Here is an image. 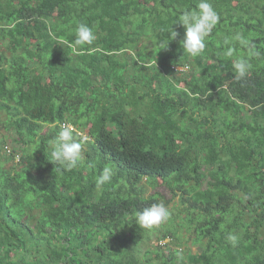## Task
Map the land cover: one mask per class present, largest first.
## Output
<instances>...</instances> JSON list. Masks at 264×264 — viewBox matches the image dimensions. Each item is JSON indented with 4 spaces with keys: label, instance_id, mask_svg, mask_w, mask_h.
<instances>
[{
    "label": "trees",
    "instance_id": "1",
    "mask_svg": "<svg viewBox=\"0 0 264 264\" xmlns=\"http://www.w3.org/2000/svg\"><path fill=\"white\" fill-rule=\"evenodd\" d=\"M198 2L0 0V264H264V0H209L220 20L191 56L175 23ZM67 123L87 138L71 170L51 157ZM177 197L152 239L133 213Z\"/></svg>",
    "mask_w": 264,
    "mask_h": 264
},
{
    "label": "clouds",
    "instance_id": "2",
    "mask_svg": "<svg viewBox=\"0 0 264 264\" xmlns=\"http://www.w3.org/2000/svg\"><path fill=\"white\" fill-rule=\"evenodd\" d=\"M219 20L220 16L214 10L209 0H199L197 10L184 11L175 23L185 29L184 37L180 41V46L183 49V52H186L191 56L199 55L205 49L206 38L211 34L213 28L217 25ZM169 33L170 35L167 38H162L160 40L161 49L166 50L170 41L175 40L179 35V33L175 30H171ZM75 37L74 43L78 46L91 44L96 38L92 29L83 23L77 26ZM233 40L238 41L242 46L248 47L249 56L258 55V53L253 50L254 45H250V42L241 33H236L233 36ZM227 55H232L231 48H229ZM233 67L235 69L236 78L242 79L248 74L251 64L248 59L238 58L235 60ZM60 128L61 130L59 131L58 136L53 142H51L52 161L71 170L72 168L77 167L83 158L82 144L79 142L77 137H82L84 139L87 138L84 136L83 132L77 131L75 126L71 123L62 124ZM1 132L2 130L0 133ZM7 145L3 148L5 151V147ZM113 176L114 171L112 167L105 166L96 179L97 188L111 182ZM133 215L139 226L152 228L165 222L170 213L165 204L161 202L154 203L151 206L144 208L142 211H135ZM227 239L235 246L238 243L239 237L236 234L230 233Z\"/></svg>",
    "mask_w": 264,
    "mask_h": 264
},
{
    "label": "rangeland",
    "instance_id": "3",
    "mask_svg": "<svg viewBox=\"0 0 264 264\" xmlns=\"http://www.w3.org/2000/svg\"><path fill=\"white\" fill-rule=\"evenodd\" d=\"M0 117L3 118L4 116H0ZM2 136L3 135L0 133V138ZM11 164H13V163L11 162V163H8L7 165L9 166ZM157 190L162 191L166 195V197H168V198L171 196L168 192H166L165 188L159 187V188H157ZM155 191L156 190L153 187H151V186H149L148 189H147V193L148 194H151V193H153ZM177 201L179 202V197L175 198V200L173 202H171L169 204V206L167 207L168 210H169V213H170L169 218L173 220L172 225L173 224L174 225L179 224V222H180V220H178L177 218H175L176 217V214H177V210L176 209H177V207L179 205V204L176 203ZM168 220L169 219H167V221H165L164 224L167 223L168 225H170ZM160 228H161V224L158 225V226H154V228H152V231H151L152 239L158 237V234L161 231ZM180 232L181 233L183 232L184 235L187 237V238H183V240H181L182 243H183V245H182L183 249H186L187 247H190L192 249V251L196 252L198 250V245H195L193 243V240H192L193 237H191V234L190 235L186 234V230L185 229L184 230H181Z\"/></svg>",
    "mask_w": 264,
    "mask_h": 264
},
{
    "label": "built area",
    "instance_id": "4",
    "mask_svg": "<svg viewBox=\"0 0 264 264\" xmlns=\"http://www.w3.org/2000/svg\"><path fill=\"white\" fill-rule=\"evenodd\" d=\"M189 67H190L189 65H187V66H173V68L176 71H187L189 69ZM0 131H1V128H0ZM5 149H6L7 153H13V150H12V148L9 145H7L5 147ZM17 159L19 160V156H17ZM166 241H168V240H166Z\"/></svg>",
    "mask_w": 264,
    "mask_h": 264
}]
</instances>
